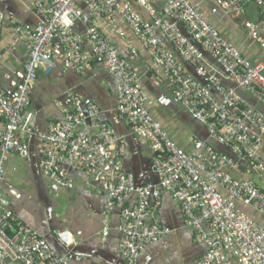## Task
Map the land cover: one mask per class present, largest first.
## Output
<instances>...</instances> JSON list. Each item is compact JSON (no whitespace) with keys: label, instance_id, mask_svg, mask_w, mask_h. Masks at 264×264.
Masks as SVG:
<instances>
[{"label":"built area","instance_id":"obj_1","mask_svg":"<svg viewBox=\"0 0 264 264\" xmlns=\"http://www.w3.org/2000/svg\"><path fill=\"white\" fill-rule=\"evenodd\" d=\"M224 17L241 18L250 5L256 21H245L246 38L264 48V0H213ZM36 0L39 20L32 30L15 27L27 41L28 58L21 82L12 92L0 86V182L11 155L23 157L20 136L36 137L43 176L60 188L74 182L69 169L83 172L101 189L104 215L109 217L131 195L132 207H122L118 230L119 254L126 264H136L149 244L170 234L163 224L149 219L168 192L181 208L185 226L192 230L205 254L189 264H264V224L245 213L249 208L264 217V114L239 94L252 96L264 106V60L251 62L225 38L202 8L189 0ZM82 5L88 10L85 31ZM138 8L145 11V19ZM4 14L0 11V37ZM127 28L150 59L149 70L167 79L174 102L205 126L209 139L225 147L236 159L195 139L185 151L171 138L150 107L165 105L167 98L152 101L134 66L112 43L109 30L123 36ZM87 41L90 52L83 50ZM63 50L66 69L84 73L92 59L99 60L111 76L117 94V115L133 134L149 142L152 169L158 185L137 186L125 172L121 159L127 154L126 139L116 137L99 120L97 107L76 97L73 109L36 133L30 111V92L37 71L52 72L53 45ZM212 58L215 66L207 62ZM246 169L247 177L236 172ZM0 199V264H69L29 227L20 223ZM107 228L104 230L106 234Z\"/></svg>","mask_w":264,"mask_h":264},{"label":"crops","instance_id":"obj_2","mask_svg":"<svg viewBox=\"0 0 264 264\" xmlns=\"http://www.w3.org/2000/svg\"><path fill=\"white\" fill-rule=\"evenodd\" d=\"M36 0H0V11L4 24L0 37V86L12 92L21 82L24 63L28 58L27 41L15 32L16 26L34 29L38 16L33 11ZM156 10L161 5L150 0ZM199 5L220 33L238 47L251 62L264 60V48L248 40L243 29L245 21H256L257 8H246L241 18L224 17L213 0H189ZM83 23L76 24L79 33L85 31L88 10L82 5ZM145 19L148 14L138 8ZM110 35L121 54L136 69L141 83L152 101L160 96L167 98L165 105L156 102L150 107L152 115L164 126L171 138L185 151L192 148L195 139L206 140L215 150L224 153L226 148L209 139L205 126L196 122L180 105L174 102L171 86L167 79L159 78L149 70L150 59L142 44L132 33L123 28V36L104 30ZM52 72L37 71L36 81L30 92L31 108L36 133L46 132L50 126L63 118L65 111L73 109L76 97L83 103L97 107L99 120L107 124L114 136L126 139L127 154L121 159L122 168L134 176L137 186L158 185L159 178L152 169L149 142L135 136L129 124L118 118L116 86L111 76L102 68L98 59L93 58L84 73L66 69L63 50L53 45ZM83 50L89 54L85 40ZM208 55L207 62L215 66ZM216 67V66H215ZM25 148L23 157L11 155L5 165V174L0 182V196L9 202L8 209L23 225L45 239L52 250L59 255L63 247L56 239L61 232L68 234L72 248L64 253L69 264H126L119 254L120 232L118 225L122 207H132L136 195L119 205L109 217L104 215V198L99 186L81 171L69 169L74 182L70 189L60 188L46 179L40 170V149L36 137L20 136ZM25 163L26 169L23 167ZM238 177H247L246 169L236 172ZM259 185L264 182L251 174ZM243 211L264 224V217L249 208ZM150 223L163 224L171 231L169 235L149 244L136 264H189L200 259L206 252L202 243L195 239L194 232L185 226L184 216L178 203L168 192L162 193L158 210L149 219ZM107 228L106 234L104 230ZM61 256V255H60Z\"/></svg>","mask_w":264,"mask_h":264},{"label":"water","instance_id":"obj_3","mask_svg":"<svg viewBox=\"0 0 264 264\" xmlns=\"http://www.w3.org/2000/svg\"><path fill=\"white\" fill-rule=\"evenodd\" d=\"M241 95V97L250 105L252 106L253 108L257 109L258 111H260L261 113L264 114V106L259 104L257 102V100L255 98H253L252 96H249L247 94H244L242 92L239 93ZM224 154H227L228 156H230L231 158L233 159H236L235 156L233 154H231L227 149L226 151H224ZM56 239L58 240V242H60V244L62 245L63 247V253H59V255H64V253H67V251L71 252L70 250L72 248H70V243H71V240L68 236L67 233L65 232H61L60 234H57L56 235ZM68 252V253H69ZM67 253V255H68Z\"/></svg>","mask_w":264,"mask_h":264},{"label":"rangeland","instance_id":"obj_4","mask_svg":"<svg viewBox=\"0 0 264 264\" xmlns=\"http://www.w3.org/2000/svg\"><path fill=\"white\" fill-rule=\"evenodd\" d=\"M249 8H252V9H253V8H255V7H254V5H250ZM23 167L26 169V167H25V163L23 164Z\"/></svg>","mask_w":264,"mask_h":264},{"label":"bare ground","instance_id":"obj_5","mask_svg":"<svg viewBox=\"0 0 264 264\" xmlns=\"http://www.w3.org/2000/svg\"><path fill=\"white\" fill-rule=\"evenodd\" d=\"M0 199H4V198H2L1 196H0ZM6 200V199H5Z\"/></svg>","mask_w":264,"mask_h":264},{"label":"trees","instance_id":"obj_6","mask_svg":"<svg viewBox=\"0 0 264 264\" xmlns=\"http://www.w3.org/2000/svg\"><path fill=\"white\" fill-rule=\"evenodd\" d=\"M259 222V221H258Z\"/></svg>","mask_w":264,"mask_h":264}]
</instances>
